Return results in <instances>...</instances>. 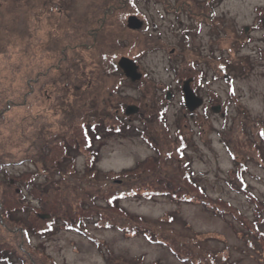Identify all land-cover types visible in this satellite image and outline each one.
Wrapping results in <instances>:
<instances>
[{
	"label": "rangeland",
	"instance_id": "1",
	"mask_svg": "<svg viewBox=\"0 0 264 264\" xmlns=\"http://www.w3.org/2000/svg\"><path fill=\"white\" fill-rule=\"evenodd\" d=\"M102 1L69 0L67 6L69 12L78 17L84 15L87 7L97 8ZM204 1L207 0H134L138 11L136 18L141 22L138 29L145 30L159 41L158 46L152 43L147 48L141 37L132 49L123 48L116 57L117 62L121 56L131 59L139 56L135 61L143 74L139 81L131 82L126 77L106 75L104 83L98 87L91 89L83 85L78 90L54 81H44L45 88L50 92L38 94L36 90L38 95L30 112L21 109L20 115L24 118L17 120V125L30 136L18 139L20 135L8 137L7 132L2 131L0 146L13 157V163L0 170V177L13 184L5 183L2 188L7 195H11L13 190H20L24 195V200L21 203L13 202L12 207H26L18 218L23 222V227L29 230L28 253H39V258L43 259L41 264H138L139 260H142V264H186L177 259L168 247L149 241L140 233L117 229L115 225H123V220H112L113 227L96 225V218L88 220L83 231H87L95 241L62 224L67 206L71 207L73 216H92L91 209L87 214L80 205L89 209L87 201L92 199L103 204L101 198L105 192L129 189L142 173L149 175V179H154L160 172L168 174L169 171L165 170L170 169L173 160L188 162L194 181L202 186L208 198L221 199L233 205L248 220L255 218L247 197L231 189L227 180L237 161H243V180L248 190L264 201V163L260 164L257 160L246 137H242L245 139L244 149L253 159H249L247 153L233 160L223 144V133L239 120L238 111L241 109L250 118L247 127L249 133H255V126H264V0H214L212 10L207 8ZM105 2L107 5L111 1ZM43 5L53 6V0H0V84L7 75L8 62L17 63L23 58L22 44L33 40L27 29L34 30L30 32L36 37V44L32 47L35 50L40 48L41 38L50 47L55 45L49 37L54 29L49 28L50 24L41 13ZM64 6L65 3L61 9ZM257 8L262 10L258 11ZM122 12L117 11L111 24L107 25V29L112 28L114 34L122 26L127 28V18L132 15H123L125 17L122 19ZM196 13L200 14L201 24L199 29L194 30ZM47 20L52 21L53 18ZM188 27L192 28L186 45L183 32ZM122 39L129 44L133 36L125 31ZM82 41L84 39L81 37L79 43ZM80 54L87 55L85 51ZM70 56L72 53L68 52V58ZM208 56L211 59H207ZM184 59L195 61L204 73L197 92L203 102L193 111L185 107L182 84L176 80L174 72ZM219 60H226L228 75L215 74ZM57 75L54 73V78ZM167 91L171 94L169 98L165 96ZM109 92L119 98L123 109L126 105V112H117V107L110 105L107 101H111L107 98ZM163 96L167 132L172 140L176 139L178 131L183 135L187 144L184 158H177L175 153L167 160L159 156L160 164L152 172L144 167L125 176L122 174L124 169H131L138 162L158 155L140 131L156 129L153 127V123L157 122L156 113H151L150 119L146 105L152 103L153 98L159 101ZM127 105L138 109L128 112ZM154 106L157 107V104ZM156 109L153 107L151 111L156 112ZM70 112L72 118L66 117L71 115ZM117 114L120 121H114ZM81 117L99 123V137H93L89 150L84 147L79 131ZM67 118L73 121L67 123ZM107 125L113 126L111 131L106 129ZM38 135L44 141H49L41 143L47 151L41 162L32 161L30 157L27 159L26 154L21 153L34 144L33 138ZM61 135L66 138L67 145L75 142L70 152L73 161L69 157L64 158V150L58 143ZM249 138L256 141L255 135ZM91 155L96 157L92 168ZM4 159L7 160V156ZM22 159V162L18 161ZM149 179L143 177L146 182ZM152 187L155 186L135 189L137 193L126 194L119 201L120 207L129 214L141 217V220L127 219V223L133 222L139 229L152 230L158 239L176 240L173 243L178 244L177 247L184 254L199 257L203 252L202 259L211 252L217 264H264V236L260 240L248 235L246 228L230 215H216L198 201L182 202L175 196L167 195L149 198L145 191ZM54 200L63 203L50 215L48 211L54 206L51 203ZM52 216L57 219L53 225L55 229L38 234V229L45 226L43 219H51ZM99 222L103 223V220ZM259 228L264 235V223ZM5 241L8 244L15 242L0 230V249L8 246L7 243L2 245ZM223 257H227V260L224 261ZM11 259L10 264H21L14 255ZM203 264H207L206 261Z\"/></svg>",
	"mask_w": 264,
	"mask_h": 264
},
{
	"label": "trees",
	"instance_id": "2",
	"mask_svg": "<svg viewBox=\"0 0 264 264\" xmlns=\"http://www.w3.org/2000/svg\"><path fill=\"white\" fill-rule=\"evenodd\" d=\"M58 1L59 3L57 2V0H53V6L49 5L46 7L43 5L44 8H42L41 10L42 15L45 16V20L50 24L49 28L51 27L52 29H54V33L51 36L49 35V37L52 38L51 42L55 45H52V47H50L49 45H47V42L44 39L42 40L41 38L39 41L40 48H37L38 50H35L32 47L36 44V37L30 32V30L33 29H27L26 31H29L30 38L33 37V40L35 41L32 40L33 42L28 41L22 44V51L24 53L23 58H20L17 63H12L9 61L7 64V75L1 80V83L3 84H0V139H2V131L7 132L8 137L20 135L18 139H21V136L23 139H26L30 136L29 133H26L24 128L20 127L19 124L17 125V120L18 118H24V116L20 115L21 109L25 108L26 113L30 112L33 101L35 100V96L43 91L45 93L50 92V89L45 88L46 84H44V81H48L50 83L51 81H54L55 83L57 82L58 84H62L66 87H74L75 90H78V87L83 85L92 87L91 89H93L98 87L99 84L104 83L103 81H105L104 78L106 75H110L109 77H115L116 75V77L119 78L125 77L121 70L118 68L116 62V57L120 54V51L123 48L129 47V49H132L134 44H137L138 41L141 40V37L146 42V45H144V47L149 48L151 47L149 45H151L152 43L157 46L159 45L158 39L152 34L147 33L145 30L140 31L139 29H127L125 26H122L118 31H115L116 34H114L112 28L107 29V25L111 24L112 19L115 18L114 15H116L117 11L119 10H123V12H125H122L120 15L122 19H124L125 17H123V15L132 14L136 16V13L138 11H136L137 9L134 0H110L111 2H108L107 5L105 0H103L97 8L89 6L83 13L84 15L78 17H74L73 14L69 12V7L67 6L70 3L69 0H67V2H65L64 0ZM213 1L214 0H207L203 3L207 4V8L209 10H212ZM64 3L65 6L63 7V9H61V6ZM197 8L199 9V7ZM54 9L57 11V13ZM209 10L208 12L210 13L211 11ZM257 10L261 11L262 9L257 8ZM50 17L53 18L52 21L47 20ZM195 21L196 22L194 30H197L199 29V26L201 24V17L199 13H196ZM190 28L188 27V29L183 32V37L186 45L189 31H191ZM125 31L133 36V40H129V44H126L125 39H122ZM81 37L84 39V41L79 43V39ZM21 42L23 43L24 41ZM89 48L91 49L89 50ZM82 51H85L87 55L82 56L80 54V52ZM68 52L72 53V56H70V58H68ZM138 57L139 56H134L132 57V59L136 61ZM207 59H211V57L208 56ZM225 62L226 60L218 61L217 71L215 73L216 75H228L227 63ZM88 67H90V69L85 70ZM174 72L176 75V80L178 82H182V80L187 78H192L190 86L197 94L198 86H200L201 82H203L204 73L196 66L195 61L184 59L182 64L177 67V69L175 68ZM54 73H57L59 75L54 78ZM40 82L41 85H39ZM36 90H38V94L35 93ZM212 97L218 99L216 95H213ZM107 98L111 99V101L107 100L109 101L110 105L117 107V112H126V105L123 109L122 103L119 102V98H117L114 93H107ZM114 99L116 100L115 103L113 102ZM164 99L165 96H163L159 101L153 98L151 100L152 103L149 102L146 105V111L149 112L150 119H152L151 113H156L155 121H157L158 123H153V127H155L156 129H154L153 131L150 130V132L140 131L141 136L145 138L147 144H149V146L155 152H157L158 155L138 162L131 169H124L122 171V174H124L125 176L131 175L136 170H142L144 167H146L149 172H152L160 164L159 156H163L164 160H167L171 159L172 153H175L176 155H178L177 158H184V150L186 149L187 144L185 139L183 138V135L178 131L176 139L172 140L167 132L168 130L166 129V125L164 123V113L166 111ZM99 101L100 100H97V102ZM155 104H157V107L154 106ZM153 107L157 108L156 112L151 111ZM68 109L70 110V108ZM15 113H19V115ZM238 113L240 115L238 117L239 120L237 122H234L231 128L226 129V131H224L223 133V144L225 145L233 160H236L238 155H247V153V157H249V159H253L249 156V152L247 150L245 151L244 149L246 148L245 144H243V141L245 139L243 140L242 137H246L247 142L251 147H253L255 155H257V160L260 161V164H263L264 126L263 124L259 127L255 126V133H249L247 131V127H249V124L251 122L250 118L242 109L239 110ZM65 116L72 118L73 114ZM71 118H67V123H71L73 121ZM117 120H119L118 114L114 116V121ZM88 121L85 120L84 117H81V120L78 124L83 145L86 149L89 150L92 145L93 137H99V123L96 120L89 119ZM158 125L159 128H157ZM112 127V125H107L106 129L111 131ZM117 130L119 131L120 128H118ZM253 135H255L256 137L255 142L251 138H249ZM63 136H60L58 143L64 150V158L69 157L71 161H73L70 152L72 150V147H74L75 142H70L67 145L66 138H64ZM33 140L34 144L29 145L27 149H24V151H22L21 153H25L27 159H29L30 157L32 161L41 162V160H43L44 158L43 156L47 152L45 146H43L41 143H45L46 141H44V138L40 135L33 138ZM27 141L30 143L29 140ZM46 143H49V141ZM0 151L1 170L3 166L13 163V157L9 154V151L3 150L2 147ZM94 153L97 154L96 151H94ZM4 156H7L8 159L5 160ZM95 158V155H91L90 168L93 167ZM18 161L22 162L23 159ZM169 168V170H165L169 171L168 174L166 172H160L158 176L154 177V179H149V175H146V173H142V176L139 179L136 178V180L132 182V187H129V189L118 188L112 192H105L103 194L104 196H102L101 198L103 204L94 202L92 199V201H87V207L89 209L84 208L80 205L82 211L86 212L87 214H89L91 209L93 212L92 216H73V214H71V207L67 206V208L65 209L66 217L63 218L62 224L66 228L75 229L77 232H80L87 238L95 241L93 236H91L87 231H83L84 224H86L88 220L96 218V225H104L105 227H113L114 223L112 222V220H123V225H115L117 229L119 228L132 234L140 233L145 236L147 240L168 247L171 250L172 254L176 256L177 259L179 258L183 263L203 264L204 261H206L207 264H217L214 259V254H212L211 252H208V256L205 255L202 259L201 255L203 252L199 257L194 254L193 256H191L190 254H184L181 252L180 248L177 247L178 244L173 243L176 240L170 241L169 239H158V237H156L151 232L152 230L150 231L148 229H139L138 226L133 222L127 223L125 221L127 219L132 220L135 218L141 220V217L129 214L126 210L120 207L119 201L126 194H130L132 192L137 193L135 189L139 190V188L143 186L150 187L151 185H154L155 187H152V189L145 191L146 195L149 198L154 195H167L171 197L175 196V199L182 202H190L192 200L198 201L201 203V205L210 209L216 215H230L243 228H246V232L248 235L254 236L256 239L263 240L264 235L259 228V225L264 223V201L258 199L252 192L248 190V187L243 180V174L245 171V163L243 161H237L236 167L234 166L233 169L230 170L227 185L231 189L242 193L247 197L248 201L252 204V207L254 209L255 218L253 220H248L236 207L221 199L212 200L208 198L205 195L202 186L198 185L194 181L192 172L186 160H183L181 162L178 160H173L171 161V165ZM56 170L58 171V168H56ZM58 172L60 173V170ZM143 177L144 179H149L148 182L143 180ZM5 183L12 185L13 182L10 183L8 180L6 182L0 177V230L2 232L4 231L7 234L9 240L15 242L8 244V241H5V243L2 244L5 245L7 243L8 246L6 248L0 249V262L10 264L12 262L11 258L14 255L21 264H41V261H43V259L39 258L41 256L39 253L38 255L28 253L29 230L26 227H23V222L18 218L20 216L19 214H21V212H24L26 207H21L19 205L12 207L13 202L21 203V201L24 200L25 197L20 190H13L11 195H7L6 190L2 188V185H4ZM60 201L61 200L51 201L54 206L50 207L48 211L50 215H53L52 211L58 210L60 208V205L63 203ZM36 218L40 220L37 216ZM98 219L100 221L103 220V223L99 222ZM56 220L57 219H55L54 216H52L51 219H43L42 222L45 226L38 229L37 233L45 234L52 232L55 229L53 225L56 223ZM251 243L253 245V241H251ZM170 245L174 248L170 247ZM7 251L9 252L7 253ZM226 258L227 257H223L224 261L227 260ZM142 263V260L138 261V264ZM154 264L158 263L155 262Z\"/></svg>",
	"mask_w": 264,
	"mask_h": 264
},
{
	"label": "water",
	"instance_id": "3",
	"mask_svg": "<svg viewBox=\"0 0 264 264\" xmlns=\"http://www.w3.org/2000/svg\"><path fill=\"white\" fill-rule=\"evenodd\" d=\"M140 25L141 22L136 18V16L130 15L127 18V28L134 30L138 29ZM117 66L122 71L123 75L128 78L131 82H136L141 78L142 74L138 71V66L133 59L128 58L126 56H121L117 61ZM181 91L183 93L185 107L189 111H193L195 108L201 106L203 100L201 97L197 96L190 88V79L183 81ZM169 94L170 93L167 92V98H169ZM128 107V112L133 109L137 110L135 106Z\"/></svg>",
	"mask_w": 264,
	"mask_h": 264
},
{
	"label": "flooded vegetation",
	"instance_id": "4",
	"mask_svg": "<svg viewBox=\"0 0 264 264\" xmlns=\"http://www.w3.org/2000/svg\"><path fill=\"white\" fill-rule=\"evenodd\" d=\"M138 71H139V70H138ZM139 72H140V71H139ZM140 73H141V72H140ZM141 74H142V73H141ZM142 77H143V74L141 75V78H142ZM141 78H140V79H141ZM140 79H139V80H140ZM188 79H190V84H191V82H192V78H187V79L182 80L181 84L183 83V81L188 80ZM139 80H138V81H139ZM190 88H191V86H190ZM191 89H192V88H191ZM192 90H193V89H192ZM167 92H168V91H167ZM167 92L165 93V96H166V97H167ZM193 92H194V91H193ZM169 93H170V92H169ZM194 93H195V92H194ZM195 94H196V93H195ZM170 95H171V94H169V97H170ZM196 95H197V94H196ZM197 96H198V95H197ZM183 101H184V97H183Z\"/></svg>",
	"mask_w": 264,
	"mask_h": 264
}]
</instances>
